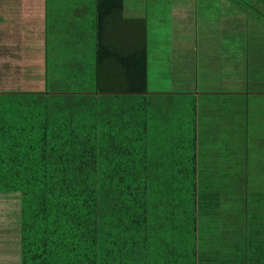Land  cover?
Instances as JSON below:
<instances>
[{"label": "crops", "instance_id": "0c3cea01", "mask_svg": "<svg viewBox=\"0 0 264 264\" xmlns=\"http://www.w3.org/2000/svg\"><path fill=\"white\" fill-rule=\"evenodd\" d=\"M227 4L122 0L115 13L107 0H0V94L78 93L114 102L101 95L114 87L103 78L107 72L121 75L123 90L140 80L134 73L145 72L144 95L164 135L162 150L166 144L174 150L168 137L192 136L196 264H264L256 223L245 219L244 231L232 228L235 216L237 221L243 216L237 215L240 202L250 197L242 192L245 185L264 183V26L253 18L254 11ZM99 47L106 53L102 69ZM151 57L166 76L153 87ZM40 71L42 90L35 79ZM1 137L0 131L2 143ZM2 183L0 173V264H23L22 196L3 191ZM200 184L209 185L210 199L221 202L215 208L219 227L207 216L210 207L200 204ZM257 202L246 210L261 219ZM210 229L212 243L204 239Z\"/></svg>", "mask_w": 264, "mask_h": 264}, {"label": "trees", "instance_id": "16d2710c", "mask_svg": "<svg viewBox=\"0 0 264 264\" xmlns=\"http://www.w3.org/2000/svg\"><path fill=\"white\" fill-rule=\"evenodd\" d=\"M107 1L118 13L122 0ZM144 76L123 90L107 72L114 102L0 94L1 188L22 196L23 264H196L192 136L162 150Z\"/></svg>", "mask_w": 264, "mask_h": 264}, {"label": "rangeland", "instance_id": "374dc122", "mask_svg": "<svg viewBox=\"0 0 264 264\" xmlns=\"http://www.w3.org/2000/svg\"><path fill=\"white\" fill-rule=\"evenodd\" d=\"M227 1L228 0H194V2H203V3H205V2L206 3L221 2L223 4L227 3ZM233 2H236L239 5L240 11H243V12L248 11V13H250L251 15H253L252 14L253 11L255 13H257L258 21L260 22V24L262 26H264V17H263L264 16V0H235ZM224 7L228 8V9H233L231 7V5H229V4L225 5ZM247 7H248V9H247ZM225 8H224V10H225ZM237 10H238V8H237ZM225 11H227V10H225ZM150 64L151 65H150V71H149V80L151 83V87H153L156 84V81H159L160 83H164L166 81L165 73L160 71V67L157 66L154 57L150 58ZM39 70H42V69H39ZM35 79H36V82L38 83L37 87L42 90V85H43L42 83L44 81L43 71L42 72L40 71V73H37L35 76ZM26 89H27V86L22 88V90H26ZM35 89H37V88H35ZM241 186L244 187L243 184ZM245 188L246 189H244L242 192L248 194L250 197L245 196L243 198V200L240 202L241 206H240V210H238L237 215H238V217H240L241 215H243V216L241 219H239V221H237L236 216H235L236 222L233 224L232 228L240 227L241 231H244L245 228L243 226L245 225V219H247L250 222L256 223L254 228L257 229L256 232H258V234H257L259 236L258 238L261 240H264V183L259 184V185L258 184H256V185H253V184L245 185ZM248 190H252V193H250ZM210 192H213V191L209 185L200 184L199 193H202L201 199H200V204L204 205L205 208L210 207L207 210L205 209L206 211H209L207 216L210 220L213 221L212 223H214V225L216 227H219L220 224L218 223L219 221L217 220V218L221 217L220 209L216 210V212H215V208L218 209L219 208L218 206L221 207V202H218V200H211L210 199V197H211ZM257 196H260L261 198H257ZM246 197H248V201L245 200ZM256 201H258L256 203L257 213H259V215L260 214L262 215L261 219L256 217V215L254 214V210H252L251 208H248V211L246 210L247 205L249 207L252 203H254ZM256 220H258V222H256ZM220 223L223 225L222 221ZM245 227H246V225H245ZM230 228H231V226H230ZM213 233L214 232L210 229L209 234L207 236H204L205 241L212 243V240H214V238H215ZM203 243H205V242H203ZM180 258H181V256H180Z\"/></svg>", "mask_w": 264, "mask_h": 264}]
</instances>
